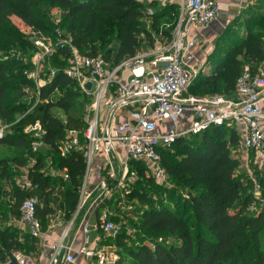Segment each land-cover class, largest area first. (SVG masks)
Returning <instances> with one entry per match:
<instances>
[{"label":"trees","instance_id":"trees-1","mask_svg":"<svg viewBox=\"0 0 264 264\" xmlns=\"http://www.w3.org/2000/svg\"><path fill=\"white\" fill-rule=\"evenodd\" d=\"M43 4L66 12L60 26L66 33L64 40H70L82 55L101 56L108 69L135 57L143 48L153 50L158 43L167 44L179 15L178 4L169 1L167 5H158L153 0L146 7L138 0H0V48L6 52L0 59V121H11L15 115L24 113L21 105L7 106L11 89L17 85L36 86L27 77L32 65L20 58L30 55L33 45L9 24V19L15 16L25 26L41 33L46 18L36 8ZM143 20L149 21L150 27L146 28ZM234 25L245 27V35L238 41L227 34ZM226 31L212 55L214 74L194 77L189 87L191 93H235L244 67L253 76L260 75L264 67L261 34L264 0H255L242 9ZM223 43L227 46L225 51ZM68 58L67 48L57 50L54 66L60 71L38 87L39 100L31 113L22 118L13 133L0 139V202L5 197V187L13 183L14 169L24 168L29 160L33 162L27 172L30 188L13 187L10 205L6 209L0 206V261L3 264L11 261L15 253L22 254L27 244L35 247V239L27 236L19 240L18 230L7 225L10 218L19 220L23 201L37 200L36 218L40 225L50 213L52 181L44 175V159L32 152V138L26 132L36 122L42 128L43 147L52 151L55 167L67 176L62 193L66 201L64 220L70 221L76 212L79 188L86 174L84 150L60 157L59 146L68 133L75 132L83 147L87 125L69 115L72 103L82 93L76 82L63 72ZM55 92L60 93L52 101ZM52 109L65 114L64 123L52 115ZM238 144L234 127L212 126L198 135L179 138L169 149L161 150V167L174 188L165 191L161 203L140 213L138 230L147 237L174 241L168 246L140 243L125 248V235L120 233L114 239L116 247L124 249L111 264H264V206H254L249 177L243 181L236 176L240 165L232 151ZM129 170L137 173L134 188L151 186L152 179L146 176L143 164L132 161ZM251 173L264 199V173L260 177L253 170ZM136 199L144 202L148 195L136 196ZM112 220L115 222L113 217Z\"/></svg>","mask_w":264,"mask_h":264},{"label":"built area","instance_id":"built-area-1","mask_svg":"<svg viewBox=\"0 0 264 264\" xmlns=\"http://www.w3.org/2000/svg\"><path fill=\"white\" fill-rule=\"evenodd\" d=\"M178 1L179 15L170 41L165 45L158 43L153 52L139 53L114 69H108L101 56L88 57L80 54L70 40L61 41L57 45L69 50L67 66L63 70L65 76L76 82L83 95L95 99L92 116L83 134L84 146L80 144L78 134L70 132L61 142L59 151L65 157L71 152L83 149L86 175L97 154L102 153L106 156L107 181L101 184L104 198L112 195L114 191L124 189L125 184L137 180V173L129 170L132 161L143 164L146 174H151L158 182L166 181L168 177L161 167L160 151L169 149L179 138L198 135L212 126L234 127L237 130L239 147L244 155V158L241 157L245 165L249 164L248 153L251 151L259 155L263 161L264 77L253 76L250 70L244 67L236 83L235 99L195 98L188 95L187 91L195 77L183 62V56L191 46L190 30L207 27L216 19L219 9L224 6L220 0ZM48 42L49 40L45 38H38L32 41V44L42 56H46L55 52ZM121 71H129L130 76L123 81L119 80L118 74ZM51 74L52 77L55 75L54 72ZM34 76L33 72L27 75L31 80H35ZM44 82L45 80H42L38 84L43 85ZM113 89L114 94L111 93ZM119 110L126 111V119L113 126L111 122ZM186 114L189 115L190 122L184 129L158 132L159 125L179 123ZM26 132L32 138V151L37 152L43 147L41 125L36 122L28 127ZM3 133V129H0V139ZM115 154L121 155L119 174H115L113 170ZM248 177L252 182L254 206H264L260 185L250 172ZM86 186H83L76 215L93 195L87 191ZM37 204L35 198H28L20 206L19 224L28 227L34 238L40 236V222L36 218ZM92 205V213L98 211L94 229L103 237L119 236L121 228L112 220V214L104 202L93 201ZM81 227L83 244L78 249V255L89 258L93 255L97 264L113 263L114 255L108 258L101 251L90 250L89 225L84 222ZM63 241L64 239H60L59 243L52 247L49 264H55L57 256L62 251L65 253L64 263L74 264L72 248L63 245ZM13 258L17 264H25L24 259L18 254ZM10 263L11 261L4 264ZM0 264L3 263L0 261Z\"/></svg>","mask_w":264,"mask_h":264},{"label":"rangeland","instance_id":"rangeland-1","mask_svg":"<svg viewBox=\"0 0 264 264\" xmlns=\"http://www.w3.org/2000/svg\"><path fill=\"white\" fill-rule=\"evenodd\" d=\"M168 1L171 0H155V2L158 5H167ZM177 1L178 0H172L171 2L178 4L179 1L178 2ZM145 6L147 7V5ZM36 11L39 13L40 16H44L46 18V22L44 23V25H41L43 29L41 33L37 30H33L25 26L24 23L15 16L9 19V24L15 30H18L30 43H32V41H35L38 38L39 39L45 38V40H49L48 43H50V45L54 48L55 52H53V54L42 56L41 53H39V51L37 50L36 46L32 44L33 49L30 55L20 56V58L24 61V63H29L32 65V69L30 71L35 74L34 76L35 80L33 81L36 82V86L34 88H27V87H20L19 85H17L14 87V89H11L9 91L7 106L16 107V105L17 106L21 105L24 107V113L15 115L11 121H7V122L4 120L0 121V129H3L4 131L3 137L7 134L13 133V130L17 128L22 118L25 115L31 113L32 108L36 105V103L39 100L38 87L41 85H39L38 83H40V81L45 79L46 80L51 79L52 78L51 72L58 73L60 71L59 67L54 66V55L57 52V50L60 49V47L57 46L58 43L64 41V37L66 35L64 30L60 28L62 23V18L65 16L66 12L60 11L56 7H50L47 4H43L39 6L38 8H36ZM234 20L235 19H233L232 21ZM232 21L227 22V24H225V28L222 29L219 38L214 44L215 47L214 49H216L217 46L220 45L218 40L226 35L227 32L226 29L227 27L230 26ZM143 23L146 28L150 27L149 21L143 20ZM227 34L232 35L230 36V39H233L234 41H238V39L244 37L245 27L242 25L240 26L234 25V27L230 29L227 32ZM261 34H262V38L264 39V31ZM158 41H162V40L158 39ZM222 46H223L222 47L223 51H225L227 49L226 44L223 43ZM149 50L150 49L146 50V48H143L142 49L143 52L140 51V53H145L146 51ZM5 55H6L5 49L0 48V59L5 57ZM262 75H264V67L260 73V76ZM58 93L60 92H55L54 96H51L52 101L55 100V97L58 95ZM111 93L114 94L115 90L113 89ZM108 98L109 96L106 97V100H108ZM94 104H95V99L93 97H89L79 93L78 96L75 98L74 102L72 103V109L69 115L73 116L77 120L83 121L85 125H87L90 120V117L92 116ZM105 105L106 104L104 103L103 109H105ZM262 106L264 107V102L262 103ZM51 113L53 116L60 119L63 123L65 122L66 116L62 111L58 109H52ZM166 128L167 127L164 126L163 130ZM239 146L240 145L238 144V146L234 148L232 151V155L238 157L237 159L240 165L239 169L236 172V176L239 179L245 181L246 178L248 177V172L251 173L253 170L260 177L261 174L264 173V158L263 161L261 160L260 162H258V164L257 162L253 163L252 161L251 163L245 165L243 163L244 155L241 153L242 150ZM11 152L13 151H10V153ZM33 153L36 154L35 155L36 157L39 156L43 157L44 159L43 173L47 178H49L52 181V185H51L52 195L49 202L50 213L40 225V236L34 239H38L41 242V238L43 237V234L47 233L48 228L50 227V229L53 228L54 231H57L59 233V237H61V239H64V241L67 239L70 240V238H73L75 234L78 231H80V224L82 223V221H80V216L82 215L75 214L73 215L72 219L68 222L64 220L63 206L65 205L66 201L64 200L62 193H64L63 191L65 190L67 184V176L63 171H60L55 167L54 154L48 148L41 147L38 149L37 152H33ZM248 154H249L248 158L252 160L251 155L254 156L255 152L251 151ZM59 156L63 157L61 154ZM120 157H121L120 154L114 155L115 164H113V167L115 174L120 173V169H121L119 165ZM32 163L33 162L29 160L24 168L14 169L15 172H14L13 183L5 187V191H6L5 197L3 198V201L0 202V206L2 209H6L7 206L10 205L12 201L11 196H12L13 187H16L17 189L20 190H27L30 188L31 185L27 180V172L28 169L31 167ZM93 164L94 162L91 163L90 165L91 168L88 174L87 175L85 174V176L81 181V185L78 192L79 200L81 199L83 186L87 185L88 183H91V176L93 175L95 169L94 167L95 164L94 165ZM147 174L146 176L152 179L151 182L152 184L150 187L146 185L145 188L144 187L134 188L136 186L135 185L136 181H134L132 183L125 184L124 189L114 191L112 195H109L106 198H104L102 194L101 184L93 189L86 188L88 192L93 193L91 199L87 202V205L93 201L97 203L102 200L104 202V205L109 208L115 222L120 226L121 233L125 235V240H124L125 248H129L140 243H145L149 246H152V244L154 243H162L168 246L174 241L173 239H169V238L161 237L160 239V237L157 238L147 237L140 230H138L140 213L143 210L147 209L148 207H154L157 203L158 204L161 203L163 201V195L165 194V191L172 190L174 188L170 183L169 179H167L164 182H158L156 179H154L151 176V174L149 173ZM99 176L101 177L102 182L103 179L107 181V169L106 168L102 169ZM180 192L181 191L179 189H176L177 194L178 193L180 194ZM147 195H148L147 201L142 202V200L136 199V196L144 197ZM182 195H185V191L184 192L182 191ZM16 225L17 227L20 226L19 223H17ZM94 225L95 223H93V219H91L89 227L93 228ZM116 242L117 240H115L114 238H105L101 244V252H103L104 255H106L108 258L110 255H114L115 259L113 260V263L117 259L119 252L123 251L124 249V248L123 249L117 248ZM31 249H32L31 245L27 244L26 246H24V252L22 254L20 253H15V254H19V256L23 258L25 254L30 253ZM94 260L96 264L97 263L96 258H94Z\"/></svg>","mask_w":264,"mask_h":264},{"label":"crops","instance_id":"crops-1","mask_svg":"<svg viewBox=\"0 0 264 264\" xmlns=\"http://www.w3.org/2000/svg\"><path fill=\"white\" fill-rule=\"evenodd\" d=\"M138 1L144 5H148L153 0H138ZM254 2L255 0H220V3L224 7L219 9L216 19L213 20L205 28H200V29L192 28L190 30L189 41L191 42V46L185 52L183 56V62L185 66L195 74V78L196 77L198 78V76L208 77L211 74H214L216 67L214 65V62L212 61L214 60L212 55L214 54V48H215L214 44L219 38L220 32H222V29L225 28V24H227V22H230L233 19L237 18V16L240 14L242 9H244L248 5L253 4ZM156 47L157 45L153 50H155ZM153 50H151V52H153ZM129 76H130L129 71H121L120 74H118V79L123 81ZM189 89L187 91V94L195 98L224 97L226 99H235V93L227 94V95H224L223 93H212V92L195 94V93H191ZM126 115H127L126 111H122V110L117 111L115 117L111 122V125L114 126L117 123L124 121L126 119ZM189 122H190V117L188 114H186L179 123H165L159 125L158 132L165 133L171 129H184L187 126V123ZM164 126H166L167 128L163 130ZM95 158L96 160L94 159L95 161H93L95 164L94 166L95 169L93 175L91 176V183L87 184L88 189H93L95 187H98L100 184H102V179L99 176L100 172L104 168L108 169V167H106L105 155L99 153L96 155ZM261 160H262L261 157L255 154L252 160L249 159V163L253 161V163L257 162L258 164V162H260ZM103 181H105V179H103ZM92 204L93 202H91L88 205L86 204L85 207L79 211L78 214L82 215L80 216V221H82V223L87 222L89 225L91 219H93V223L96 224L98 211L92 213V209H93ZM17 223H19L18 219L15 220L10 218L9 221L7 222V225L18 230L17 237L19 238V240H22L24 239V237L27 236L32 237L28 227H22L20 224H19L20 226L17 227L16 225ZM81 224H80V231H78L73 238H70V240L67 239L62 243L63 245L72 248L71 252L75 259L74 264H95V260H94L95 257L93 255H92L93 257L91 256L89 258V257L80 256L77 253L79 247L82 246L83 244V234L81 232ZM89 229H90V233H89L88 247L90 248L91 251L94 250L95 252H99L101 251L102 241L104 240V238L107 237H103V235L100 234L98 231H96L94 227L93 228L89 227ZM32 238L34 239V237ZM60 239L61 237H59V233L57 231H54L53 228L50 229L49 227L47 233L43 234V237L41 238V242L40 240L35 239L36 240L35 247L31 249L29 254H25V256H23L25 264H49L50 259L52 257V247L54 245H57ZM64 257H65V253L62 251L57 256L55 264H70V263H64Z\"/></svg>","mask_w":264,"mask_h":264},{"label":"water","instance_id":"water-1","mask_svg":"<svg viewBox=\"0 0 264 264\" xmlns=\"http://www.w3.org/2000/svg\"><path fill=\"white\" fill-rule=\"evenodd\" d=\"M88 89H90V85H88ZM10 264H17L14 258L11 260Z\"/></svg>","mask_w":264,"mask_h":264}]
</instances>
